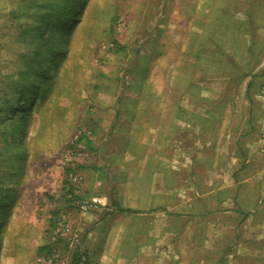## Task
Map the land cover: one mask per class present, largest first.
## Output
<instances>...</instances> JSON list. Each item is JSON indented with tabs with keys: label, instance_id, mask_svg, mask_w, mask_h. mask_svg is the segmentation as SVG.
<instances>
[{
	"label": "rangeland",
	"instance_id": "obj_1",
	"mask_svg": "<svg viewBox=\"0 0 264 264\" xmlns=\"http://www.w3.org/2000/svg\"><path fill=\"white\" fill-rule=\"evenodd\" d=\"M67 1L0 0V264H264V0Z\"/></svg>",
	"mask_w": 264,
	"mask_h": 264
},
{
	"label": "trees",
	"instance_id": "obj_2",
	"mask_svg": "<svg viewBox=\"0 0 264 264\" xmlns=\"http://www.w3.org/2000/svg\"><path fill=\"white\" fill-rule=\"evenodd\" d=\"M78 0H70V1H67L66 4H65V7L64 9L62 10H58V9H55L56 12L55 14L53 15L52 14V10L51 11H44L41 16L42 18H45L46 22L47 23H52V24H62L64 23L70 16L71 14L73 13L74 9H75V3L77 2ZM46 7H51V5H46ZM56 16V17H55ZM54 18H57L54 19ZM58 40V37H55L52 35V38H51V43L53 46H55L56 44V41ZM52 57V54L49 55L47 58H46V61L45 63H47L48 61H50ZM35 93H33L32 95H34ZM114 205L117 206V209L118 210H121L120 207L115 203ZM123 211H127V212H132L131 210H123ZM46 248V247H45Z\"/></svg>",
	"mask_w": 264,
	"mask_h": 264
},
{
	"label": "built area",
	"instance_id": "obj_3",
	"mask_svg": "<svg viewBox=\"0 0 264 264\" xmlns=\"http://www.w3.org/2000/svg\"><path fill=\"white\" fill-rule=\"evenodd\" d=\"M71 183H72L73 187L75 188V192L76 193H79V191H80V184H81V178H80V176L79 175L74 176L73 177V181H71ZM61 222H62V224H60L59 227H56V229L54 231L55 232V235L57 237H59L60 235H63V234H66V233L70 232L69 229L64 224V221H61ZM58 260H59V255L51 247L49 249L48 253H47V257L45 258L44 263L45 264H56V263H58Z\"/></svg>",
	"mask_w": 264,
	"mask_h": 264
}]
</instances>
